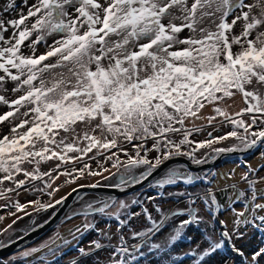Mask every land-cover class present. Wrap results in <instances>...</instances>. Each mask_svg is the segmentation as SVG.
Here are the masks:
<instances>
[{"label": "snow or ice", "instance_id": "1", "mask_svg": "<svg viewBox=\"0 0 264 264\" xmlns=\"http://www.w3.org/2000/svg\"><path fill=\"white\" fill-rule=\"evenodd\" d=\"M8 92L15 98L0 94L8 108L0 114L8 129L0 128V208L7 210L0 223L15 219L0 228V251L47 225L73 194L76 206L60 222L64 232L58 226L0 264H55L70 247L77 252L70 264H150L153 257L179 264L170 250L185 229L218 221L220 230L206 232L203 247L185 252L193 264H208L226 245L245 257L238 242L250 230L264 233V164L245 162L239 181L235 169L200 176L165 168L179 157L202 165L255 149L264 159V0H2L0 93ZM236 96L244 106L230 114L220 102ZM206 104L214 112L207 125L188 127ZM157 172L147 184L154 195H80L87 188L123 192ZM178 182L184 190H168ZM197 182L206 187L187 190ZM169 199L186 207L165 210ZM25 217L23 229L13 227ZM89 233L95 238L79 246ZM262 261L264 247L244 264Z\"/></svg>", "mask_w": 264, "mask_h": 264}, {"label": "rangeland", "instance_id": "2", "mask_svg": "<svg viewBox=\"0 0 264 264\" xmlns=\"http://www.w3.org/2000/svg\"><path fill=\"white\" fill-rule=\"evenodd\" d=\"M0 2H2V0H0ZM29 3L32 2V0H28ZM16 3L19 5L21 3V0H16ZM19 11V9H18ZM26 11V9H25ZM5 18H15V14L6 16ZM186 34V33H185ZM44 51L43 47L39 48V52L42 53ZM9 87H11V85L9 84ZM5 95L6 98H15V95L12 94L11 92L8 93H0ZM244 105H241L239 103V106L237 108H235V110L229 112L230 114L235 113L236 111H238L241 107H243ZM8 111V108L6 105H0V114H3L4 112ZM211 109L207 106H205L203 109L200 110L198 114V116L196 117H190L188 121H186V124L188 127H199V126H206L207 125V117L211 116ZM209 129L211 126H208ZM0 128L3 129L4 132H7L8 129L6 127H4L3 125H0ZM228 129H224V131H227ZM194 137L196 140H203L205 137L204 133H198V134H194ZM193 137H190V139ZM232 143V141H226V142H222L219 145H214V147H223V146H228ZM201 151H206V150H201ZM260 149H255V150H251L249 151V153L245 154L244 156H237V157H233L232 159H230L229 161L220 164L216 167H212L211 169L202 172V174H195L193 173V175H200L203 176L205 174H211V173H217V174H221V173H228L229 171L235 169V180L239 181L240 179V174L244 171V167L243 164L246 162L247 164H250L252 167H259L260 165L264 164V159H262L260 157ZM121 159H125V157L123 156V154H121ZM56 162H48L46 164L42 165V170H48L50 167H54ZM110 167V164L108 165ZM173 167H179V166H173ZM114 171V170H113ZM107 174V173H106ZM261 175H264V169H261ZM157 178V177H156ZM94 179H98V178H94ZM61 180H63V177L61 178ZM93 182L92 179H81L79 181V183H90ZM219 183L221 185L224 184L223 180H219ZM229 183H231V181H229ZM76 185H70L68 187H65L60 193L59 195H64L66 192H68L71 187H75ZM206 187V185H204L203 183L197 182L192 186H188V191H198V190H202ZM241 187H243V185H241ZM185 186L182 184V182H178V184L176 186H173L171 188H169V191H181L184 190ZM134 193H142L143 195H154L155 193L149 191L147 189V185L144 186L142 189L135 191L133 193H129L120 197H116L114 199H131L132 195ZM218 197L220 196V194H217ZM84 197H95V196H87V195H81ZM32 197H27V199H31ZM98 198V197H96ZM21 202H24V200L26 199L25 197H21ZM223 202V201H222ZM3 201H0V204H3ZM76 206V200L65 210V212L63 213V215L61 216V218L48 230L46 231L42 236H40L39 238H37L34 242H32L31 244H29L26 247H31V246H37L39 245L41 242L47 240L54 232H56L58 230V226H60V222L61 220L65 217V215L71 210L72 207ZM149 207L151 208V205H149ZM185 208L186 205L184 203H173V201L171 199H169L167 202L163 203V208L165 210L168 209H173V208ZM199 214L201 216L205 217V220H209L210 216H208L204 211H203V205L200 204L199 206ZM237 207H239V205H237ZM29 211H31V209H28ZM7 210L0 208V215H5V212ZM19 215V214H18ZM44 215L40 216V220H42V218H44ZM12 219H15V217H6V219L4 220L3 223H0V228L5 227L7 224H10ZM29 217H25L24 220L22 221H18V223L16 225H13L14 228H20L23 229L24 225L28 223L29 221ZM184 219V217H180L178 218V220L176 221V223H179L180 220ZM219 219H228L227 214H222L219 215ZM79 221L77 220L76 223H78ZM142 225L146 226V222L141 221ZM64 227L65 226H60L59 227V231L64 232ZM227 227L231 228V224H228ZM213 228L218 232L220 230V225L219 222L216 221L214 225L209 226L208 224H200V225H194L192 227H189L187 229H185V233H186V238L181 239L180 241H178L174 248H172L171 254L172 256L177 259L179 261V264H193V260L195 259L194 256L190 257V256H186L185 252L190 250L191 248L195 247L198 243L201 244V246L203 247V235L206 232H210L213 230ZM114 231V229H113ZM169 230L166 228L164 229L163 232H161L159 234V236L156 238V242H160L161 239L165 236V234L168 232ZM21 232H17L16 235L20 234ZM95 238V233H89L87 235H85L83 237V239L80 241L79 246H84L86 247L88 245V242L92 239ZM0 239H2V237H0ZM115 242V241H114ZM238 247L241 248V250L245 253V257L250 258L251 255L258 250L260 247H264V233H260L256 230H250L248 232L247 237L244 240H241L238 242L237 244ZM24 247V248H26ZM23 249V248H22ZM15 253V252H14ZM13 254V253H12ZM12 254H9L5 257H2L3 259H7L9 256H11ZM97 255L101 256V258L105 255V253L101 252L98 253ZM77 256V252L74 248H68L67 250L63 251V255L59 256L58 259H56L55 264H70V261L75 258ZM245 257H241V256H235L232 251H231V247L226 245L225 247H222L221 249L218 250L217 254L213 255L209 260H208V264H225V261L228 262V264H244V260ZM81 264H83V262H81ZM144 264H149L148 261H145ZM150 264H159V257H153L151 259ZM201 264H203V262H201ZM261 264H264V261L261 262Z\"/></svg>", "mask_w": 264, "mask_h": 264}, {"label": "water", "instance_id": "3", "mask_svg": "<svg viewBox=\"0 0 264 264\" xmlns=\"http://www.w3.org/2000/svg\"><path fill=\"white\" fill-rule=\"evenodd\" d=\"M247 153H249V152H247ZM247 153H235V154L223 155L221 157H218L216 160H209L206 164H202V165H194L189 160H187L186 158L179 157V158H176L173 161H171L169 164H167L165 166V168L166 167H173V166H183L184 168H186L188 171H190L192 173L202 174V172H205V171L211 169L212 167H216L220 164H223V163L229 161L230 159H232L233 157L244 156ZM163 170L164 169H162L161 171H163ZM160 174H161L160 172H157L156 174H154V177L150 178L149 181L143 182V184L140 186H134L132 188L126 189L123 192H121L118 189H113V188H98V189L87 188V189H80L79 191H80V195L95 196V197H98L100 199H108L109 197L116 198V197H120V196L129 194V193H133L135 191L142 189L152 179L158 177ZM75 195L76 194H73L72 197H69V199L67 200V202L64 206L59 207L57 215L55 217H52V219L49 221V223L47 225H45L43 228H40L35 232H29L27 235H25L23 237V239L18 240L16 243L12 244L10 247L0 251V258L5 257L9 254H12V253L16 252L18 249H22V248L28 246L29 244L34 242L37 238L42 236L46 231H48L61 218V216L63 215L65 210L75 201ZM46 218H47V214H45L44 218H42V220H40V222H42ZM21 234L22 233L18 234L17 236H19Z\"/></svg>", "mask_w": 264, "mask_h": 264}, {"label": "trees", "instance_id": "4", "mask_svg": "<svg viewBox=\"0 0 264 264\" xmlns=\"http://www.w3.org/2000/svg\"><path fill=\"white\" fill-rule=\"evenodd\" d=\"M220 103H221V106H223L228 112L235 110V108H237L239 106V103L241 105H243L242 99L239 96H236L234 99H227V103H223V102H220ZM205 106L209 107L211 109V112H212L211 115H214L212 106L207 105V104ZM197 116H198V114H197Z\"/></svg>", "mask_w": 264, "mask_h": 264}]
</instances>
